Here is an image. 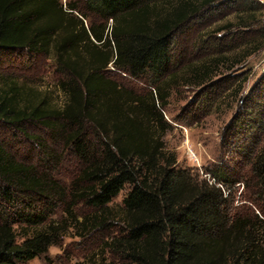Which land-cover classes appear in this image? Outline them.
Listing matches in <instances>:
<instances>
[{
	"label": "trees",
	"instance_id": "obj_1",
	"mask_svg": "<svg viewBox=\"0 0 264 264\" xmlns=\"http://www.w3.org/2000/svg\"><path fill=\"white\" fill-rule=\"evenodd\" d=\"M66 1L0 0V62L12 55L53 58L65 97L62 108L54 109L0 75V125L38 146L25 131L35 124L50 144L39 145L36 165L17 161L0 144V264L44 254L68 228L78 236L114 229L101 241L110 259L97 264H264V142L246 151L248 174L240 182L248 207L238 211L232 210L229 192L175 170L161 142L168 129L164 87L183 61L173 43L176 35L190 27L207 29L217 17L233 14L234 22L194 46L197 53L215 55L208 64L188 68L197 87L206 85L223 54L239 51L234 61L241 63L264 49V3L79 0L80 10ZM157 1L169 9L151 17ZM82 11L101 26L84 25ZM108 65L144 87L120 86L109 77ZM255 92L264 101V73ZM247 130L252 138L263 132V110ZM56 150L76 163L68 186L51 175L60 160ZM211 178L226 185L230 176L218 170ZM124 188L116 213L109 204ZM58 211L64 218L50 221ZM18 226L32 229L20 241Z\"/></svg>",
	"mask_w": 264,
	"mask_h": 264
},
{
	"label": "rangeland",
	"instance_id": "obj_2",
	"mask_svg": "<svg viewBox=\"0 0 264 264\" xmlns=\"http://www.w3.org/2000/svg\"><path fill=\"white\" fill-rule=\"evenodd\" d=\"M61 3L65 4L67 1L61 0ZM70 3L82 10L79 0H70ZM168 9V4L157 1L152 6L150 16L161 15ZM84 14L87 16L83 21L84 25L91 22L101 26L95 17L86 12ZM224 15L223 18L221 15L214 19L209 28L190 27L177 34L173 41L183 61L173 70L174 77L164 87L167 97L162 115L168 129L162 134L161 142L164 151L174 157L175 170L185 171L193 178L215 184L224 195L229 192L232 210L238 211L242 207H248L243 205L246 193L240 182L248 174L246 151L252 147L253 142L257 143L255 151L264 142V130L254 138L251 136L253 131L247 130L249 120H257L259 112L264 111V101L255 97L256 92L251 93L264 73V49L241 63L234 61L239 51L223 54L219 62L213 64L209 83L200 87H197L194 76L188 69L208 64L215 58V55L205 53L204 49L197 53L194 46L200 37L205 38L215 28L234 22L233 14ZM262 20L264 21V15ZM108 25L113 23L109 22ZM187 58V62H184ZM107 72L109 77L126 89L137 91L144 87L141 82L113 71L110 65L107 66ZM0 75L21 84L34 102L43 100L54 109H61L64 104L65 97L57 85L59 76L51 57L30 61L25 55L1 58ZM25 131L28 136L37 139L39 145L50 147L47 133L39 126L27 125ZM0 144L19 162L27 165L39 162V145L2 125ZM56 154L60 156V160L59 164L51 168V175L59 184L68 186L77 173L76 163L69 154H63L61 150H56ZM218 170L229 174L228 184H218L211 178V174ZM126 191L127 188H124L109 204V208L116 213L120 211V201ZM63 218L62 212L58 211L50 221L58 223ZM14 230L18 241L22 234L32 231H21L20 226L14 227ZM77 232L78 230L68 228L58 245L50 246L44 254L17 264H97L110 259L108 252L101 248V241L114 232L113 228L86 236H78Z\"/></svg>",
	"mask_w": 264,
	"mask_h": 264
},
{
	"label": "built area",
	"instance_id": "obj_3",
	"mask_svg": "<svg viewBox=\"0 0 264 264\" xmlns=\"http://www.w3.org/2000/svg\"><path fill=\"white\" fill-rule=\"evenodd\" d=\"M252 1L257 2L259 4H263L264 3V0H252Z\"/></svg>",
	"mask_w": 264,
	"mask_h": 264
}]
</instances>
